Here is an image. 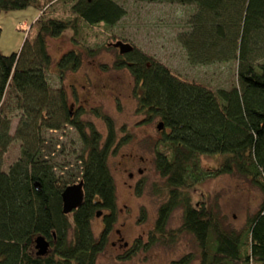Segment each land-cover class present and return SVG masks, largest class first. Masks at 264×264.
<instances>
[{"label": "trees", "instance_id": "1", "mask_svg": "<svg viewBox=\"0 0 264 264\" xmlns=\"http://www.w3.org/2000/svg\"><path fill=\"white\" fill-rule=\"evenodd\" d=\"M140 1L195 7L189 30L178 36L189 63L238 60L237 84L214 93L172 75L133 46L119 52L122 56L114 68L131 74L138 111L163 124L154 165L165 181L167 198L159 207L150 241L174 239L185 232L197 243L199 264H264V199L244 228L236 231L205 206L194 205L189 194L206 179L236 174L264 196V64L258 63L264 51V0ZM30 7L40 13L34 21L35 38L29 41L26 36L18 52L0 53V264H97L117 221L108 158L121 144L108 116L94 112L107 128L102 140L92 123L80 120L81 112L72 116L66 92L50 87L47 72L54 63L47 40L68 30L77 35L80 22L114 26L126 13L114 0H75L70 7L74 19H43V0H0V13ZM95 52L88 50L86 55L93 58ZM83 61L80 51L64 53L54 65L58 78L78 71ZM14 116L19 123L11 137ZM64 125L75 129L82 147L75 164L78 174L66 177L57 176L49 159L57 144L47 147L42 137L43 130L58 131ZM13 138L21 142L20 157L5 172L3 158ZM216 155L223 158L219 167L204 170L200 157ZM78 176L85 198L70 213L74 231L69 240L71 223L63 214L61 196ZM178 208L183 211L182 226L168 233L170 216ZM99 210L107 214L103 231L95 238L90 221ZM38 236L50 244L45 256L36 255ZM138 247L139 243L123 259ZM193 259L189 254L170 264H190Z\"/></svg>", "mask_w": 264, "mask_h": 264}, {"label": "rangeland", "instance_id": "2", "mask_svg": "<svg viewBox=\"0 0 264 264\" xmlns=\"http://www.w3.org/2000/svg\"><path fill=\"white\" fill-rule=\"evenodd\" d=\"M46 9L43 19L72 20L70 7L75 0H43ZM125 10V15L114 25L94 26L80 22L78 34L68 30L57 38H48V51L53 63L66 52L75 49L83 55L81 68L67 73L62 80L55 66L47 72L50 87L63 89L67 106L72 116L81 112L80 120L90 122L101 134L107 135L104 121L94 112L108 116L114 124L119 145L116 153L108 158V167L117 193V221L108 236L106 248L98 255L97 264H170L191 254L190 264H199V248L193 236L182 232L174 239L168 237L150 241L158 210L167 198L165 181L154 165L155 142L159 137L158 118H149L138 111L135 83L127 69H115L122 56L114 44L121 42L133 46L150 59L164 65L172 75L183 81L202 85L212 92L230 89L237 84L238 60L194 65L188 62L185 49L178 41L179 34L189 30L188 22L195 13L194 6L174 3H149L140 0H114ZM35 8L0 13V53L10 55L18 52L24 40L33 41L36 35L35 19L39 16ZM28 33V35H27ZM94 50L95 56L86 55ZM258 63L264 64V51ZM139 93V92H138ZM137 93V94H138ZM19 117L11 118L10 136H15ZM45 145L53 147L51 163L56 165L57 176L78 174L76 158L81 152L77 132L70 125L61 130H43ZM116 143V144H117ZM21 142L13 138L3 158V171L20 157ZM221 156H201L200 165L206 171L219 167ZM67 165L65 167H62ZM64 170V171H63ZM140 170V172H139ZM129 173L133 174L130 178ZM80 177L69 184L79 183ZM192 203L205 206L224 220L231 230H241L261 205L264 196L249 181L239 175H221L209 178L189 190ZM100 211V210H99ZM94 216L91 230L95 238L103 231V218L107 214ZM183 211L176 209L170 216L167 232L177 231L182 226ZM71 223L68 239L73 236L72 214L67 215ZM117 231L128 244L127 249L115 242ZM139 243L129 259H123Z\"/></svg>", "mask_w": 264, "mask_h": 264}, {"label": "water", "instance_id": "3", "mask_svg": "<svg viewBox=\"0 0 264 264\" xmlns=\"http://www.w3.org/2000/svg\"><path fill=\"white\" fill-rule=\"evenodd\" d=\"M114 47L117 48L120 54H124L132 50V46L129 44L118 42L114 44ZM157 129L161 131L163 129V124L160 122L157 125ZM62 210L63 214L68 215L72 213L74 210L78 209L82 206L84 202V190H83V182L72 184L67 186L62 192ZM101 212L98 211L96 213V217H100ZM35 250L37 256H45L48 254L50 250V244L48 240L42 236H38L35 239Z\"/></svg>", "mask_w": 264, "mask_h": 264}, {"label": "flooded vegetation", "instance_id": "4", "mask_svg": "<svg viewBox=\"0 0 264 264\" xmlns=\"http://www.w3.org/2000/svg\"><path fill=\"white\" fill-rule=\"evenodd\" d=\"M139 172H140V170H139ZM128 176L130 178H132L133 174L129 173ZM111 244H112V246L118 245L122 249H127V247H128V244L125 242V240L122 237H120V231H117V236H116L115 242H112Z\"/></svg>", "mask_w": 264, "mask_h": 264}]
</instances>
